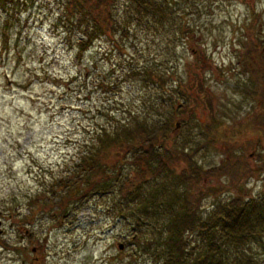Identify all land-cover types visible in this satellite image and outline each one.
<instances>
[{"label": "rangeland", "instance_id": "1", "mask_svg": "<svg viewBox=\"0 0 264 264\" xmlns=\"http://www.w3.org/2000/svg\"><path fill=\"white\" fill-rule=\"evenodd\" d=\"M61 3L0 0V264H154L150 247L139 251L130 241L132 227L119 217L111 194L92 195L77 211L70 206L68 218L40 212L21 221L29 206L48 202L43 195H52L51 181L68 171L100 127L142 111L149 89L139 71L166 68L170 58L187 84L197 82L189 90L193 112L181 115L173 137L203 169L227 163L220 177L199 184L212 189L202 208L237 194H264V127L260 134L248 130L253 137L242 132L253 121L264 126V117L251 116L258 107L251 102L264 101V78L254 85L240 55L254 24L263 44L256 64L264 74V0H178L174 15L194 31L190 43L166 38L167 26L133 24L127 37L117 32L99 38L81 58L79 15L70 26V10ZM123 3L116 7L118 18L129 14ZM246 90H254L252 97ZM213 118L225 137L221 147L204 134ZM254 150L259 159L250 157ZM12 247H25L27 256ZM249 254L264 264L256 243Z\"/></svg>", "mask_w": 264, "mask_h": 264}, {"label": "trees", "instance_id": "2", "mask_svg": "<svg viewBox=\"0 0 264 264\" xmlns=\"http://www.w3.org/2000/svg\"><path fill=\"white\" fill-rule=\"evenodd\" d=\"M61 1L70 10V26L74 14L79 15L76 26L81 35L75 41L78 58L99 38L117 32L127 37L133 24L148 28L167 26L169 40L171 34L186 43L193 38L192 28L176 21L178 0H123L121 8L129 12L126 18L117 15L116 7L122 0ZM249 27V38L241 41L240 55H244L243 71L251 74L257 85L264 78L256 64L263 44L255 34L256 26ZM170 60L166 68L153 65L139 71L149 89L141 103L142 111L129 112V118L100 127L68 171L51 181L52 195H43L48 202L29 206V213L21 222L40 212L68 218L70 206L76 210L92 195L111 194L119 201V217L132 227L130 241L138 245L139 251L150 247L154 264H259L249 254V248L256 243L264 254V194L251 199L237 194L218 201L211 210L202 208L203 199L212 189L199 184L220 177L226 172L227 163L203 169L183 141L177 142L173 137L178 120L184 121L181 115L193 112L189 90L197 82L187 84L177 73L175 61ZM252 91L245 93L252 97ZM105 113L114 119L111 110ZM219 125L213 118L204 132L213 147L220 145V137L225 138L216 130ZM12 248L27 256L25 247Z\"/></svg>", "mask_w": 264, "mask_h": 264}, {"label": "flooded vegetation", "instance_id": "3", "mask_svg": "<svg viewBox=\"0 0 264 264\" xmlns=\"http://www.w3.org/2000/svg\"><path fill=\"white\" fill-rule=\"evenodd\" d=\"M251 103L258 106L257 109L254 108V109L251 110V113H255V114H251V116L252 117L254 116L256 120H257L258 117H262L263 118L264 117V101L263 100L256 99V101H252ZM260 124L261 123H256L255 121H253L251 124H249V125H247L245 127L246 131H242V132L244 134H246V135L252 136V134L250 132H248V130L253 129L254 131L252 133H258V134H260L261 132H263L262 129L264 127L263 125L261 126ZM261 138H262V136L259 138V135L256 138L255 143H257V146H258V144H260V145L262 144V139ZM250 157L253 158V159H255V158L256 159H259L261 157V155L259 153L255 152V150H254V152H251L250 153ZM262 161H264V159Z\"/></svg>", "mask_w": 264, "mask_h": 264}, {"label": "water", "instance_id": "4", "mask_svg": "<svg viewBox=\"0 0 264 264\" xmlns=\"http://www.w3.org/2000/svg\"><path fill=\"white\" fill-rule=\"evenodd\" d=\"M178 126V124H176V127Z\"/></svg>", "mask_w": 264, "mask_h": 264}]
</instances>
